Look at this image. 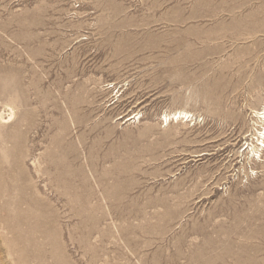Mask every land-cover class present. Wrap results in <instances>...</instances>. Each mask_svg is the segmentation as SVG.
<instances>
[{
	"label": "rangeland",
	"instance_id": "obj_1",
	"mask_svg": "<svg viewBox=\"0 0 264 264\" xmlns=\"http://www.w3.org/2000/svg\"><path fill=\"white\" fill-rule=\"evenodd\" d=\"M263 107L264 0H0V264H264Z\"/></svg>",
	"mask_w": 264,
	"mask_h": 264
},
{
	"label": "bare ground",
	"instance_id": "obj_2",
	"mask_svg": "<svg viewBox=\"0 0 264 264\" xmlns=\"http://www.w3.org/2000/svg\"><path fill=\"white\" fill-rule=\"evenodd\" d=\"M257 114L260 116V118H264V107H263V110L260 111V112H257ZM260 134H261L262 137H264V132L263 131H261ZM262 143H264V140H262ZM253 151L258 152V149L257 150L254 149Z\"/></svg>",
	"mask_w": 264,
	"mask_h": 264
}]
</instances>
